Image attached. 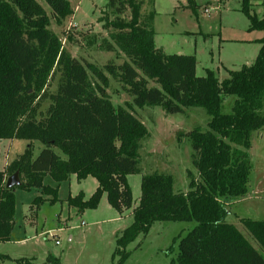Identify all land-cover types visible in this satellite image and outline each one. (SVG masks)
I'll list each match as a JSON object with an SVG mask.
<instances>
[{"label": "trees", "instance_id": "16d2710c", "mask_svg": "<svg viewBox=\"0 0 264 264\" xmlns=\"http://www.w3.org/2000/svg\"><path fill=\"white\" fill-rule=\"evenodd\" d=\"M43 1L57 23L71 14L66 0ZM240 1L248 31L264 34V17L259 19L251 10L252 0ZM142 5L141 0H108L115 17L106 24L113 30L110 39L127 61L108 63L105 70L124 86L135 107H160L168 115L202 108L209 121L204 131L186 134L191 165L198 174L195 178L187 173V192H174L170 175H144L133 222L117 238L116 248L125 249L154 222L193 221L196 226L177 238V256L169 264H264L262 255L226 222L225 208L249 191L251 136L264 128V35L257 40L260 49L252 65L230 71L223 81L211 71L198 77L194 56L166 55L156 48L153 14L147 22L141 20ZM48 25L49 18L35 0H0V143L38 141L44 146L36 158L27 148L6 166L7 177L18 173L19 186L7 189L0 171V243L9 241L13 229L14 189H38L54 204L58 188L43 185L47 175L57 184L71 175L77 181L91 177L97 181L93 194L87 200L82 192L68 197L67 206L79 213L93 210L105 195L110 207L122 214L133 201L127 177L140 173L139 150L147 129L133 113L112 105L106 94L108 78L94 65H83L67 54ZM106 48L111 51L112 45ZM88 70L96 81H90ZM56 76V88L50 92ZM149 82L156 86L149 87ZM227 96L234 101L231 112L224 114ZM44 102L48 105L42 112ZM43 201L36 197L31 213ZM240 223L264 250V220L242 218ZM120 250L118 264L128 256ZM5 259L9 257L0 255V261ZM15 263L36 264L25 258Z\"/></svg>", "mask_w": 264, "mask_h": 264}, {"label": "rangeland", "instance_id": "374dc122", "mask_svg": "<svg viewBox=\"0 0 264 264\" xmlns=\"http://www.w3.org/2000/svg\"><path fill=\"white\" fill-rule=\"evenodd\" d=\"M35 1L49 18L47 29L56 35L64 51L83 65L92 64L104 73L108 78L106 94L112 105L133 113L147 129L148 136L139 150L140 173L127 177L133 201L122 214L110 207L105 195L93 210L79 213L67 206L68 197L82 192L87 200L93 194L97 181L91 177L77 181L71 175L67 181L57 184L47 175L43 185L58 188L54 204H50V196L42 195L38 189H14L13 229L9 241L0 243V255L9 259L1 260L0 264H16L15 260L23 258L33 259L36 264H118L120 249L116 248V240L133 222L132 211L139 204L141 178L152 173L170 175L173 191L186 193L187 173L198 176L191 165L192 149L186 134L194 129L204 131L209 117L202 108H188L183 114L168 115L160 107L132 105L124 86L105 70L108 63L118 66L127 61L110 39L113 30L106 24L115 17L108 0H66L71 14L59 23L43 0ZM141 1V20L147 22L149 14H153L150 21L156 48L166 55L194 56L196 76L204 77L211 71L223 81L230 71L253 64L260 49L257 40L264 34L248 31L249 21L240 12V0H193L192 5H188L187 0ZM261 1H251V10L259 19L264 17ZM128 16L127 11L123 17ZM107 44L112 45L111 51L107 50ZM87 72L90 81H96L91 72ZM57 81L58 76L50 82V92H54ZM151 86L156 85L149 82ZM233 101L234 97L224 98V114L231 112ZM47 105V102L42 104V112ZM27 148L36 158L44 146L38 141H2L0 171L4 173L6 166ZM52 150L66 159L59 149ZM248 152L253 165L249 191L225 207L226 222L234 225L264 258V250L240 223L242 218L264 220V128L252 134ZM4 178L6 181L9 178L6 173ZM36 197L44 201L37 208L33 206L34 213H31ZM195 226L193 221L154 222L145 235H139L120 250L128 254L122 264H169L177 256V238L184 237Z\"/></svg>", "mask_w": 264, "mask_h": 264}, {"label": "water", "instance_id": "95a60500", "mask_svg": "<svg viewBox=\"0 0 264 264\" xmlns=\"http://www.w3.org/2000/svg\"><path fill=\"white\" fill-rule=\"evenodd\" d=\"M20 185V181H19V177H18V173H14L13 175H11L7 181H6V188L7 189H11L14 188L16 186Z\"/></svg>", "mask_w": 264, "mask_h": 264}, {"label": "built area", "instance_id": "2783aa9c", "mask_svg": "<svg viewBox=\"0 0 264 264\" xmlns=\"http://www.w3.org/2000/svg\"><path fill=\"white\" fill-rule=\"evenodd\" d=\"M206 12L208 11V10H205ZM57 243V242H56Z\"/></svg>", "mask_w": 264, "mask_h": 264}]
</instances>
